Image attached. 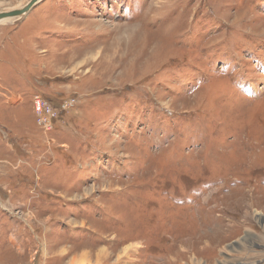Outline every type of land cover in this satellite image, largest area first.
<instances>
[{
  "label": "rangeland",
  "instance_id": "1",
  "mask_svg": "<svg viewBox=\"0 0 264 264\" xmlns=\"http://www.w3.org/2000/svg\"><path fill=\"white\" fill-rule=\"evenodd\" d=\"M0 264H264V0L0 21Z\"/></svg>",
  "mask_w": 264,
  "mask_h": 264
},
{
  "label": "water",
  "instance_id": "2",
  "mask_svg": "<svg viewBox=\"0 0 264 264\" xmlns=\"http://www.w3.org/2000/svg\"><path fill=\"white\" fill-rule=\"evenodd\" d=\"M38 0H31L29 3H27L23 8L12 10L8 12H0V21L5 19H10L14 17H18L23 15L25 12H27Z\"/></svg>",
  "mask_w": 264,
  "mask_h": 264
},
{
  "label": "bare ground",
  "instance_id": "3",
  "mask_svg": "<svg viewBox=\"0 0 264 264\" xmlns=\"http://www.w3.org/2000/svg\"><path fill=\"white\" fill-rule=\"evenodd\" d=\"M19 17V16H18ZM4 20V19H3ZM3 20H1V21H3ZM36 109H40V103H39V101H37V103H36Z\"/></svg>",
  "mask_w": 264,
  "mask_h": 264
},
{
  "label": "built area",
  "instance_id": "4",
  "mask_svg": "<svg viewBox=\"0 0 264 264\" xmlns=\"http://www.w3.org/2000/svg\"><path fill=\"white\" fill-rule=\"evenodd\" d=\"M39 110V109H38Z\"/></svg>",
  "mask_w": 264,
  "mask_h": 264
}]
</instances>
